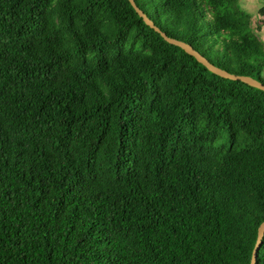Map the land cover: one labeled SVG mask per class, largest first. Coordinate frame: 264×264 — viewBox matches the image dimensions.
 Returning <instances> with one entry per match:
<instances>
[{"label":"trees","instance_id":"16d2710c","mask_svg":"<svg viewBox=\"0 0 264 264\" xmlns=\"http://www.w3.org/2000/svg\"><path fill=\"white\" fill-rule=\"evenodd\" d=\"M135 2L264 85L240 0ZM263 222V91L129 0H0V264H251Z\"/></svg>","mask_w":264,"mask_h":264},{"label":"water","instance_id":"95a60500","mask_svg":"<svg viewBox=\"0 0 264 264\" xmlns=\"http://www.w3.org/2000/svg\"><path fill=\"white\" fill-rule=\"evenodd\" d=\"M132 4V6L135 8L137 13L141 15V17L144 19L147 25L154 28L157 32L161 33L162 37L169 43L174 46L180 47L186 54H189L190 56H193L197 59L199 63L204 65L211 73L224 78L229 79L232 81H241L245 84H248L251 87H254L255 89L261 90L264 92V85L260 83L259 81L253 79L252 77L247 76H237L234 74H230L229 72L220 69L216 67L214 64H212L207 58H205L203 55H201L198 51H196L190 44H186L182 41L170 38L166 33H163L156 25L155 23L148 17V15L143 12L136 4L135 0H129ZM264 238V222L259 228L258 232V241L256 244V247L253 252L252 261L251 264H257L258 259V252L260 250L262 240Z\"/></svg>","mask_w":264,"mask_h":264},{"label":"rangeland","instance_id":"374dc122","mask_svg":"<svg viewBox=\"0 0 264 264\" xmlns=\"http://www.w3.org/2000/svg\"><path fill=\"white\" fill-rule=\"evenodd\" d=\"M241 7L250 15L251 17V27L257 36H260L261 41L264 43V22L263 15L260 13V8L264 6V0H240ZM262 24V25H261ZM262 31H258L259 28ZM259 32V33H258ZM264 77V72H263Z\"/></svg>","mask_w":264,"mask_h":264},{"label":"crops","instance_id":"0c3cea01","mask_svg":"<svg viewBox=\"0 0 264 264\" xmlns=\"http://www.w3.org/2000/svg\"><path fill=\"white\" fill-rule=\"evenodd\" d=\"M262 7H263V6H262ZM262 24L264 25V23H262ZM262 24H261V25H262ZM262 29H263V27H262V28H259L258 31L260 32V31H262ZM259 32H258V33H259ZM257 37L259 38L260 36H257ZM259 39L261 40V38H259Z\"/></svg>","mask_w":264,"mask_h":264}]
</instances>
